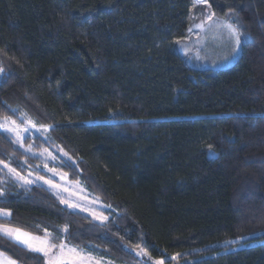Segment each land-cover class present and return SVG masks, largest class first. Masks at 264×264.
Here are the masks:
<instances>
[{
  "label": "trees",
  "instance_id": "1",
  "mask_svg": "<svg viewBox=\"0 0 264 264\" xmlns=\"http://www.w3.org/2000/svg\"><path fill=\"white\" fill-rule=\"evenodd\" d=\"M206 3L241 32L224 70L176 48L194 0H0V120L48 128L37 151L66 153L59 170L112 209L96 223L0 163V225L67 226V244L122 264H142L141 248L168 264H264V0ZM0 161L20 175L41 163L2 130ZM0 252L45 264L3 236Z\"/></svg>",
  "mask_w": 264,
  "mask_h": 264
},
{
  "label": "rangeland",
  "instance_id": "2",
  "mask_svg": "<svg viewBox=\"0 0 264 264\" xmlns=\"http://www.w3.org/2000/svg\"><path fill=\"white\" fill-rule=\"evenodd\" d=\"M195 4L192 9V19L190 22V31L188 37L182 40H178L176 43V48L181 54H183L186 59V63L189 67L193 69H210V70H224L232 67L241 54V46L233 53V48L235 47V42L230 39V34L226 25L231 24L225 19H217L211 11L208 10L206 0H194ZM211 16L212 19L207 18ZM232 25V24H231ZM235 26V25H233ZM1 75V74H0ZM9 120V119H7ZM24 121H27L23 119ZM11 121V120H9ZM35 124V123H34ZM17 125L21 128H27V132H23L22 135L23 145L26 138L32 141V144L21 147L24 149L30 148V151H25L29 156L38 157L41 163L35 164L34 169H30L25 175H17V172H9L7 168L5 169L8 177H10L14 182L18 183L20 186H33L38 185L46 187L51 191L56 197L59 198L60 202L62 200L66 201L62 203L67 209L72 211L83 213L91 218L92 221L96 223H101L99 219H94L91 213H95L98 217H105L103 223L108 219L106 215V210L111 211V207L105 205L97 197L85 189L81 183H75L66 178V176L59 170L58 165L63 162V160H70L69 156L64 155L59 148L55 149H43L37 151L36 147L33 145V137L39 135L44 136L43 128L36 125V127H31L27 123L17 122ZM8 134V133H7ZM20 147V145L17 143ZM49 153L51 155H49ZM54 157V159H53ZM29 173L31 175L29 176ZM30 179L31 184H26L24 179ZM45 180H49L50 183H45ZM68 202L73 203L76 207H68ZM81 208L84 210L81 211ZM0 212L9 213V211L0 209ZM9 217V216H6ZM6 226V225H4ZM14 228V227H12ZM18 229V228H14ZM21 230V229H20ZM23 231V230H21ZM26 232V231H23ZM28 233V232H26ZM34 236V235H33ZM243 241H232L229 244H237L239 246ZM90 256L96 258L98 261H102L103 264H122L116 263L115 261L100 257L96 253H91L85 250ZM1 253V252H0ZM139 257L142 258V264H154L157 260H149L144 256L143 253L139 252ZM4 258L10 259L3 253ZM43 256V255H42ZM44 261L45 257L43 256ZM164 264H168L166 259L163 260ZM16 264H19L16 262Z\"/></svg>",
  "mask_w": 264,
  "mask_h": 264
},
{
  "label": "snow or ice",
  "instance_id": "3",
  "mask_svg": "<svg viewBox=\"0 0 264 264\" xmlns=\"http://www.w3.org/2000/svg\"><path fill=\"white\" fill-rule=\"evenodd\" d=\"M208 20H211L212 17L209 16L207 18ZM228 32L230 34V39L235 42V47L233 48V53L235 54L236 51L241 46V32L238 27H235L231 24L226 25ZM4 69L0 67V74H3ZM22 123H27L31 127H36L33 121L30 119L27 121H24L23 118H21ZM0 130H2L5 133L9 134V138L12 139V142L18 143L20 147H24L23 145V132H27L28 129L24 128L21 129L18 125L16 120H0ZM44 132L48 131V128H43ZM211 147V146H210ZM31 149H25V151H30ZM49 155H51L49 153ZM64 155H67L66 153ZM54 159V157H53ZM0 163H3V167L7 168L9 172H15L14 168L9 167L8 163H4L3 161H0ZM19 175V173H16ZM31 173H29V176ZM21 179H24L21 177ZM24 182L26 184H31L32 181L30 179H24ZM45 183H50L49 180H45ZM0 195H3L2 192H0ZM62 203H65L66 201L62 200ZM68 207H76L71 202H68ZM84 209L81 208V211ZM93 215L94 219H99L101 223H103L105 217H98L94 212L91 213ZM10 213H4L0 212V217H6L9 216ZM65 235L60 236L59 234H52L46 232L43 237L40 236H33L30 233H26L21 231L20 229H14L8 226L0 225V236H3L4 238L18 244L22 248L26 249L27 251L38 253L43 255L45 259V264H103L102 261H98L96 258L90 256L84 249L70 246L66 243L67 240V232L68 227L65 226L62 230ZM59 241V242H57ZM230 243V242H229ZM141 253H144L147 255V253L144 251L143 248L140 249ZM138 255L140 253H137ZM172 259H176V257H172ZM0 264H16L15 260L13 259H6L3 256V253H0ZM154 264H164L163 260H157L154 262Z\"/></svg>",
  "mask_w": 264,
  "mask_h": 264
}]
</instances>
